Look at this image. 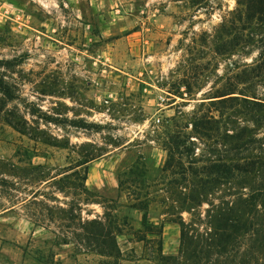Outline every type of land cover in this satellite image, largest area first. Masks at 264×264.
<instances>
[{"label": "rangeland", "instance_id": "1", "mask_svg": "<svg viewBox=\"0 0 264 264\" xmlns=\"http://www.w3.org/2000/svg\"><path fill=\"white\" fill-rule=\"evenodd\" d=\"M92 1L0 0V71L17 96L4 115L22 120L0 122V264H103L92 221L117 233L106 264L179 254L175 219L203 218L229 188L180 212L166 139L186 135L184 160L229 154L192 129L204 112L223 113L221 131L264 130L242 102L264 99V75L243 73L264 53V21L230 26L238 0ZM228 90L233 104H211Z\"/></svg>", "mask_w": 264, "mask_h": 264}, {"label": "trees", "instance_id": "2", "mask_svg": "<svg viewBox=\"0 0 264 264\" xmlns=\"http://www.w3.org/2000/svg\"><path fill=\"white\" fill-rule=\"evenodd\" d=\"M235 12L230 26L237 20L245 29L255 28L264 21V0H238ZM2 65L0 60V67ZM243 73L250 84L264 75V53L258 62L246 64ZM234 92L228 90L215 95L218 99L212 100L211 104L225 109L227 104L238 99L235 95L226 97ZM252 97L245 96L242 102L249 119L264 129V99ZM16 98L13 86L5 81L0 71V122L5 120L20 128V117L4 115L7 102ZM222 116L223 113L218 119L209 112L198 114L191 120L192 129L210 139L221 137L230 144L229 154L184 160L185 153L190 154L191 150L186 144V135L183 138L170 135L165 141L168 154L161 171L170 170L178 175L170 183L180 185L176 198L180 212L187 210L197 214L195 209L222 186L229 188V198H221L219 203L208 202L210 207L203 218L197 214V219L192 217L186 222L179 215L175 221L180 226V252L177 255L161 254L159 264H264V130L261 136L245 126L233 132L221 131ZM91 223L99 224L100 230L87 228L85 238L90 243L88 245H93L104 257L103 264H106L110 257L119 256L117 233L100 222ZM161 233L162 226L155 235L161 236Z\"/></svg>", "mask_w": 264, "mask_h": 264}, {"label": "crops", "instance_id": "3", "mask_svg": "<svg viewBox=\"0 0 264 264\" xmlns=\"http://www.w3.org/2000/svg\"><path fill=\"white\" fill-rule=\"evenodd\" d=\"M98 2V0H94V1H92L91 2V4L94 6V7H98V4H96ZM97 9V8H96ZM119 9H116V11H118ZM98 13H100L99 12V10H98Z\"/></svg>", "mask_w": 264, "mask_h": 264}]
</instances>
